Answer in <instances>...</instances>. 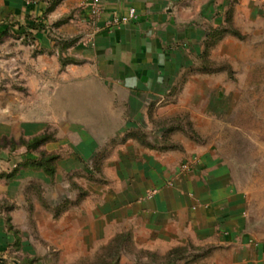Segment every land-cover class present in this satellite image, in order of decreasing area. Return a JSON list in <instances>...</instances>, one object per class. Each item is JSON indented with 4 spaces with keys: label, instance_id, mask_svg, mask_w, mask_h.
<instances>
[{
    "label": "crops",
    "instance_id": "1",
    "mask_svg": "<svg viewBox=\"0 0 264 264\" xmlns=\"http://www.w3.org/2000/svg\"><path fill=\"white\" fill-rule=\"evenodd\" d=\"M49 1L0 0V35L16 23L17 37L33 39L24 47L29 103L13 121L1 106L0 137L56 128L31 156L0 152V264L82 259L120 233L159 253L214 248L199 264H264L261 223L231 163L211 146L176 133L166 141V129L153 137L135 122L163 112L170 97L162 57L200 30L186 26L190 0H100L95 23L84 0L46 12ZM131 8L134 19L111 25ZM41 151L58 155L52 175L24 163Z\"/></svg>",
    "mask_w": 264,
    "mask_h": 264
},
{
    "label": "rangeland",
    "instance_id": "2",
    "mask_svg": "<svg viewBox=\"0 0 264 264\" xmlns=\"http://www.w3.org/2000/svg\"><path fill=\"white\" fill-rule=\"evenodd\" d=\"M190 2L185 8L186 26H200V30H194L191 38L186 31V39L173 42L170 52H166L169 58L162 57V74L163 78L165 71L168 74L170 97L160 103L163 112L148 118L138 117L135 122L148 129L153 137L157 136V129H173L163 135L166 141L173 134H180L213 147L227 159L238 183L248 194L249 207L253 217L260 220L264 237V0ZM64 19L67 18L63 16L40 28L52 29ZM13 25L14 30L22 28ZM219 28L227 32L220 39L210 40L211 43L215 39V43L205 53L207 43L203 35ZM13 29L8 27L7 34L0 35V108L9 107L10 121L29 103L24 47L33 40L28 35L17 37ZM63 42L58 44L63 46ZM55 120L79 122L77 117ZM45 127L39 135H48L53 133L48 129H56L54 125ZM13 128L10 130L18 133L19 129ZM31 138L2 136L0 152L31 156L33 151L23 144ZM28 188L33 189V185ZM213 249L187 243L176 251L159 253L126 240L118 246L115 243L90 247L89 254L82 259L56 260L51 264H199ZM203 253L208 254L203 256ZM36 257L23 264H36Z\"/></svg>",
    "mask_w": 264,
    "mask_h": 264
},
{
    "label": "trees",
    "instance_id": "3",
    "mask_svg": "<svg viewBox=\"0 0 264 264\" xmlns=\"http://www.w3.org/2000/svg\"><path fill=\"white\" fill-rule=\"evenodd\" d=\"M60 1L61 0H50L49 1V6H48L46 12L52 11L55 8V6ZM66 20L64 19V20H60V21L56 22V26H59L61 24H64L66 22ZM226 32H227L226 30H221L220 28L219 29H216V30H213V31H207L206 32V35H205V40H206V43H207V45H206L207 47H206V50L204 52L205 53H208L209 52V49L208 48H210V45L211 44L213 45L215 43V41H214L215 39L213 40V42L211 41V43H210V40H212L213 38L220 39V38H222L224 36V34ZM73 42H74V40H71V41L66 42V44L69 45V44H72ZM66 62H68V61L62 59V64L63 65H65ZM169 130L171 131L173 129H166L164 131V135ZM138 134H140V135L142 134L141 135L142 137L145 136L142 132H139ZM54 139H55L54 134L53 133H49L48 135L44 134V135L34 136L30 140H28V141H23V144L26 146V148L28 150L35 151L40 146H42L43 144H45L46 142H48L50 140H54ZM168 147H174V145H169ZM57 158H58V155H55V154H46L45 152L41 151L40 154H39L38 159H36V160H27L24 163L25 164H29L31 166H35L37 169H41L45 173L52 175L54 173V171H55L54 161ZM0 176H3V175H0ZM10 229H13V226H11ZM14 232L16 234L19 233L18 230H15ZM126 240L132 242L131 234L130 233H120V234H117L114 238H112L111 241L108 243V245H110V246L112 245L113 246V244L116 243V245L118 246V245H120L122 242H124ZM178 249H181V246L180 247L179 246L178 247H174V248L170 249L167 253H170L172 251H176ZM207 254L208 253H203V256H205ZM181 257H182V255H180V258Z\"/></svg>",
    "mask_w": 264,
    "mask_h": 264
},
{
    "label": "built area",
    "instance_id": "4",
    "mask_svg": "<svg viewBox=\"0 0 264 264\" xmlns=\"http://www.w3.org/2000/svg\"><path fill=\"white\" fill-rule=\"evenodd\" d=\"M84 5L88 9V13H89L88 17L92 22L95 23L101 12L100 0H84ZM135 17H136V10L135 8H131L127 16L115 17L112 20L111 25L119 26L120 24L126 23L131 19H134Z\"/></svg>",
    "mask_w": 264,
    "mask_h": 264
},
{
    "label": "water",
    "instance_id": "5",
    "mask_svg": "<svg viewBox=\"0 0 264 264\" xmlns=\"http://www.w3.org/2000/svg\"><path fill=\"white\" fill-rule=\"evenodd\" d=\"M14 263H15V264H20V263H19V262H17L16 260H14Z\"/></svg>",
    "mask_w": 264,
    "mask_h": 264
}]
</instances>
